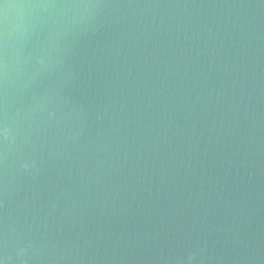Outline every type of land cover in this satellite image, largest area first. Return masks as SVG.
<instances>
[{"label": "water", "instance_id": "1", "mask_svg": "<svg viewBox=\"0 0 264 264\" xmlns=\"http://www.w3.org/2000/svg\"><path fill=\"white\" fill-rule=\"evenodd\" d=\"M0 264H264V0H0Z\"/></svg>", "mask_w": 264, "mask_h": 264}]
</instances>
